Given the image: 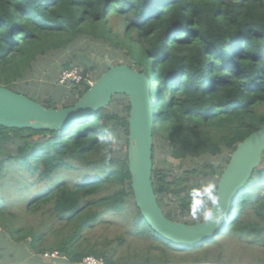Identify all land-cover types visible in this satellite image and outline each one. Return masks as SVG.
Segmentation results:
<instances>
[{"label":"trees","instance_id":"trees-1","mask_svg":"<svg viewBox=\"0 0 264 264\" xmlns=\"http://www.w3.org/2000/svg\"><path fill=\"white\" fill-rule=\"evenodd\" d=\"M110 17L121 20V38L109 27ZM95 44L101 45L100 52L93 51ZM104 48L113 50V54L104 53ZM78 52L98 58L105 54L115 66L120 53L124 65L149 78L155 112L154 145L165 147L179 161L232 153L264 124V0H0L1 87L33 100L21 87L32 63L48 54L70 53L68 69L76 62ZM82 69L85 76L90 74ZM71 89L75 103L76 96L81 97L88 87ZM44 97L49 99L47 109L56 108V102L61 101V97L50 94ZM124 101L117 95L109 106L91 113L80 124L38 140L32 137L47 132L0 127L1 189L18 196L29 184L42 180L54 184L25 206L24 214L37 220L35 228H27L25 218L0 210V240L8 235L14 243L26 242L42 264H80L87 256L112 264L111 241L104 252L94 246L84 249L80 241L103 216L119 215L127 232L153 240L160 254L173 251L169 247L172 243L147 226L135 205L127 153L118 155L109 167L101 155L103 146L97 143L102 130L116 133L110 126L121 121L126 138L118 137L122 146H127V119L120 110L124 109L128 117L130 107ZM26 133L30 135L27 138ZM11 142L15 148L5 151L3 146ZM13 162L30 174L27 182L20 176L5 179L7 164ZM81 169L95 173L65 182L62 175ZM162 171H152L157 196L159 186H164L163 178L158 180ZM247 185L250 187L235 205L240 219L217 237L231 235L249 244L264 243V165L253 172ZM257 186L262 187L260 192ZM4 214L10 219L7 225L1 223ZM49 234L61 239L47 246L45 238ZM216 238L208 243L216 244ZM118 239H125V233ZM8 247L13 254L5 242L0 245V259ZM53 252L57 253L56 260L42 259L43 254ZM24 253L20 246L21 256Z\"/></svg>","mask_w":264,"mask_h":264},{"label":"water","instance_id":"water-1","mask_svg":"<svg viewBox=\"0 0 264 264\" xmlns=\"http://www.w3.org/2000/svg\"><path fill=\"white\" fill-rule=\"evenodd\" d=\"M94 59L85 52L76 54L77 63L89 71L94 66ZM105 65L106 72L89 84L87 91L81 97H76V103L67 108L47 109L26 96L0 86V127L45 131L47 133L44 135L49 137V132L71 128L91 113L106 108L115 96L126 97L130 107L127 120V168L137 209L147 226L163 239L186 248L204 245L218 235L224 223L216 228L204 222L195 225L173 222L164 216L157 203L152 179L155 114L151 99V81L144 73L126 65L114 66L108 58H105ZM43 102L47 103L48 99L45 98ZM121 124V121L115 122L110 128L115 130ZM40 137L35 135L32 138L38 140ZM263 154L264 124L237 145L220 176L217 185L219 207L227 212V216L233 202L239 199L253 172L259 168ZM1 162L0 148V165ZM187 171L191 170L184 169L180 174ZM161 188L162 185L159 186ZM184 189L170 190V196L181 193Z\"/></svg>","mask_w":264,"mask_h":264},{"label":"rangeland","instance_id":"rangeland-1","mask_svg":"<svg viewBox=\"0 0 264 264\" xmlns=\"http://www.w3.org/2000/svg\"><path fill=\"white\" fill-rule=\"evenodd\" d=\"M108 25L112 29L113 34H115L118 38H121L123 36L124 28L120 19L116 17H110ZM93 47V51L96 52H100L102 49L101 45L95 44ZM75 49L78 50L77 47ZM103 51L104 53H108L110 55L114 52L113 50L107 48H104ZM69 54L70 53L51 55L48 54L46 56L39 57L35 62H33L31 70L28 71L24 82L21 84V87L27 91L25 93H27L30 97L33 98L34 101L38 103H42L45 94H50L54 97H61V101L56 102V108L69 107L70 105H72L74 103L73 99L75 98V94L72 93L71 87L55 88L52 86V83L58 78L60 72L66 68V64L71 58ZM103 55V58H98L91 54V56L95 57L94 67L92 68L94 79H96L102 72L105 71L103 64L105 63V58H108V56L105 54ZM116 56V65H124L125 59L123 58L122 54L117 53ZM75 63L76 62H73V64ZM57 89H61V91L59 92ZM17 91L21 92L19 90ZM124 99V104H126L127 99L125 97ZM120 114L125 119H128L127 112L124 109L120 110ZM158 126H162V123H159ZM114 131L116 132V135L126 138V136L124 135V128L118 126ZM3 147L5 151H10L11 149L15 148L13 142L8 143ZM127 147L128 146L121 147V151L118 154L120 157L125 156V153H127ZM225 154L226 153L222 154V156H224ZM222 156L219 157V159L222 158ZM207 157L208 155H204L203 160H208ZM203 160L198 158L193 160L186 159L183 161H179L172 158L165 147H156L154 145L152 156L153 169L157 168L163 170L162 172L166 173V180L169 182H171L173 179L178 178V183H182L183 180L187 179L186 181L191 186L192 190L200 189L203 186H206L209 182L213 181L209 180L208 182L204 177L193 176L192 173L190 175H187L185 173L180 174V172L184 169L199 168L203 164ZM212 162L214 164H218L220 167L223 164L222 160L213 159ZM224 165L221 168H224ZM261 165H264V154L259 168L261 167ZM16 167L14 162L8 164L5 176L6 179H9L10 176H20L23 179V182H27L28 177L26 172L20 171ZM94 173L95 171L93 170L89 171L86 169H81L80 172H74L71 174L68 173L62 176H65V182H69L77 178V176L86 178L87 176H92ZM186 173H188V171ZM32 177L37 178V176ZM39 183L40 184L37 185L29 184L30 187H28L27 190H24L18 196L12 194V192L6 188L1 189L2 187L0 184V196L3 197V200L0 201V210H4L6 213L18 215L21 218H25L29 223L27 228L36 226L37 220L34 219L33 216L24 214L26 212V203L37 199L40 195L46 193L48 190L54 187L53 182L50 180H42ZM261 189L262 187L260 186L256 187L257 192H260ZM101 196L102 195H98L97 197L100 198ZM15 198H18L19 201L25 202H14ZM157 199L159 200L160 205L162 206V209L164 211H170L171 209L175 208V200H167L165 194H159L157 196ZM131 210H133L132 207ZM233 210L235 211V206ZM3 217L4 219L3 221H1V223H6V225L9 224V216L7 214H4ZM122 221L123 219L119 215L115 218H109V216L107 215L103 216V220L101 222L93 224L91 229L87 230L85 232V235L82 236V241L80 242L83 244V248L85 249L87 247L94 246L98 252H104L106 249H109L106 243L111 241L110 247L114 249L112 264H157L163 262L168 264L226 262H229L231 264H251L256 263L260 260L264 262V243L249 244L247 240L238 239L237 237H232L231 235H223L217 238L215 237L216 244L211 245L210 243H208V241L204 245L198 246L196 248L180 247L173 243L172 246H169L167 243V245L173 251L162 255L158 250H155L156 244L153 243V240H147L146 238H140L134 236L133 234H130L125 230V226L122 224ZM123 233H125V239L119 241L120 239H118V237L120 238ZM60 239L61 237L54 238L52 234H49L45 238V242L47 246H52L53 244L59 242ZM5 242H7L10 247L14 243L8 235H5V238L3 240H0V245L4 244ZM14 252L15 251L13 250V255H11L9 253L8 247V249H6L2 253L0 264H42V262L40 263V258L36 254L25 257L28 259L30 257L32 258L30 261L25 262V258L23 260H20V253L18 251L15 253ZM161 260L162 262H158Z\"/></svg>","mask_w":264,"mask_h":264},{"label":"clouds","instance_id":"clouds-1","mask_svg":"<svg viewBox=\"0 0 264 264\" xmlns=\"http://www.w3.org/2000/svg\"><path fill=\"white\" fill-rule=\"evenodd\" d=\"M77 54V53H76ZM89 55V54H88ZM94 57V56H93ZM95 58V57H94ZM109 60V59H108ZM94 63H95V61H94ZM112 63V62H111ZM80 65L79 63H77V61H76V63L75 64H73L71 67H73V66H76V67H78L81 71H82V74H83V76L85 77V78H87L89 81H90V83H81V84H72V83H69V84H65V85H59L58 84V80H59V77H60V75H61V72L63 71V70H65V69H67V68H65V69H63L61 72H60V74H59V76H58V78L52 83V86L53 87H55V88H57V87H73V86H83V85H85V86H87L88 87V85L89 84H91L94 80H96V79H94V75H93V71L91 70V71H89L90 72V74L88 75V76H85V74L83 73V66L82 65H80V66H78V65ZM115 66V65H114ZM118 66V65H117ZM70 67V68H71ZM82 67V68H81ZM94 67V66H93ZM85 68V67H84ZM69 69V68H68ZM106 72V71H105ZM104 73V72H103ZM151 91H152V83H151ZM45 96V95H44ZM76 97H78V96H76ZM45 98H47V97H43V100L45 99ZM33 99V98H32ZM48 99V98H47ZM151 99H152V97H151ZM31 100V99H30ZM43 100H42V103H38V102H36V101H34V100H32V101H34V102H36V103H38V104H41V105H43L44 107H45V104H47V103H44L43 102ZM48 101H49V99H48ZM128 101V100H127ZM76 103V102H75ZM74 103V104H75ZM152 104H153V106H154V103H153V100H152ZM73 106V105H72ZM53 109H60V108H53ZM129 113V112H128ZM153 113L155 114V112L153 111ZM86 119V118H85ZM85 119H83L81 122H83ZM128 120V119H127ZM154 121H155V117H154ZM80 122V123H81ZM119 122V121H118ZM80 123H78V124H80ZM115 123V122H114ZM78 124H76V125H78ZM113 124V123H112ZM111 124V125H112ZM76 125H74V126H76ZM122 125V124H121ZM121 125H119V126H121ZM73 126V127H74ZM111 127V126H110ZM72 128V127H71ZM68 129H70V128H68ZM64 130H67V129H63L62 131H64ZM154 130H155V122H154V126H153V133H154ZM127 131H128V129H127ZM61 132V131H60ZM102 132H103V134H99L98 136H97V143L99 144V145H101V146H103L102 147V152H101V155L103 156V158H104V163H105V165L106 166H112V163H113V161L115 160V159H117V157H118V154L120 153V151H121V147H122V140L118 137V135H116L114 132H112V131H110V130H108V129H104V130H102ZM50 133V132H49ZM26 134H28V133H26ZM25 135V134H24ZM29 135V134H28ZM30 136V135H29ZM28 136V137H29ZM41 137L40 138H43L45 135H40ZM49 136H50V134H49ZM25 137V136H24ZM34 137V136H33ZM25 138H27V137H25ZM39 138V139H40ZM127 138H128V136H127ZM153 138V137H152ZM33 139V138H32ZM153 147H154V142H153ZM1 148V147H0ZM32 152V151H31ZM153 153V152H152ZM2 163V162H1ZM1 166V165H0ZM7 166H8V164H7ZM16 166H18V167H16ZM15 167L16 168H18V170H20V171H24L21 167H20V165L16 162L15 163ZM25 172V171H24ZM27 174V177H30V174H28V173H26ZM10 177H12V176H10ZM6 179V178H5ZM152 179H153V177H152ZM6 180H8V179H6ZM249 182V181H248ZM37 184H40V183H36V184H32V185H37ZM248 184V183H247ZM248 185H246L245 187H244V189H243V191H242V193L245 191V189L246 188H248V187H250V185L247 187ZM29 187H30V185H29ZM241 193V194H242ZM240 194V195H241ZM155 196H156V194H155ZM2 197V196H1ZM190 197H191V214H192V216H193V218L194 219H199V218H202V220H203V222L205 223V224H211L213 227H216V228H218V227H220L223 223H224V226H223V228L221 229V231L219 232V233H221L226 227H228V226H230V225H232V224H234L235 223V221H237L238 219H240V215L238 214H234V215H231L232 213H233V208H234V206L236 205V202L234 201L233 202V204H232V207H231V209H230V211H229V215L227 216V212L224 210V209H222L221 207H219V196H218V188H217V185L214 183V182H209L206 186H203L202 188H200V189H193L192 191H191V193H190ZM240 197V196H239ZM157 198V197H156ZM19 202H25V201H19ZM30 202V201H29ZM26 204H28V203H26ZM213 209H215V211H213ZM218 233V234H219ZM215 237H217V235L215 236ZM214 237V238H215ZM213 238V239H214ZM20 246H22V247H24V249H25V253H24V256H21V254H20V260H23L25 257H27L28 255L30 256V255H33L32 254V252L30 251V253H29V249H28V247H27V245L24 243V244H22V243H19V244H17V243H13L12 244V246H11V248L15 251V252H19L20 253ZM14 252V253H15ZM52 254H56L57 255V253L56 252H53V253H45V254H43L42 255V259L43 260H47V259H51L52 257H51V255ZM13 255V254H12ZM45 255H47V256H45ZM87 257H93V256H87ZM87 257H85V258H87ZM58 257H55V258H53V260H56ZM85 258H83V260L85 259ZM93 258H95V257H93ZM95 259H97V258H95ZM82 260V261H83ZM97 260H100V259H97ZM100 261H102V260H100ZM103 262V261H102ZM80 264H82V262L80 263ZM103 264H104V262H103Z\"/></svg>","mask_w":264,"mask_h":264},{"label":"flooded vegetation","instance_id":"flooded-vegetation-1","mask_svg":"<svg viewBox=\"0 0 264 264\" xmlns=\"http://www.w3.org/2000/svg\"><path fill=\"white\" fill-rule=\"evenodd\" d=\"M234 152V151H233ZM232 152V153H233ZM225 153V152H224ZM222 153V154H224ZM232 153H228L226 151V154L224 156L219 155L217 157H211L210 155H208L207 159L208 160H203L204 156L201 157L200 159H202L204 162L203 164L197 168L194 172V169H189L191 171H188V173H192L193 176H197V177H204L205 179H207V181L209 182V180L213 181L216 185H218L220 176L222 174V172L224 171V169L226 168L228 162H229V158L231 156ZM219 159V157H221ZM213 159L216 160H222L223 164L221 165V167L224 165V168H221L218 164H214L212 162ZM222 169V170H221ZM198 171H205L206 173H201L198 174ZM162 177L158 178L159 181L162 180L163 178V183L164 186L162 185V188L159 189L160 190V194L163 193L165 194L167 200L173 199L175 200V208L171 209L170 211H164L162 209V206L160 205V202H158L159 200L157 199V203L160 207V209L162 210L164 216L173 221V222H178V223H183L186 225H195V224H200L203 222L202 218L199 219H194L192 214H191V197H190V193L192 191L191 186L188 184V182L186 180H183L182 183H178L177 179H173L171 182L166 180V173H162ZM184 189L183 192L175 194V195H171L170 196V190H176V189ZM157 197V195H156ZM235 211H233V213L231 215H234Z\"/></svg>","mask_w":264,"mask_h":264},{"label":"built area","instance_id":"built-area-1","mask_svg":"<svg viewBox=\"0 0 264 264\" xmlns=\"http://www.w3.org/2000/svg\"><path fill=\"white\" fill-rule=\"evenodd\" d=\"M69 83L78 85L81 83H90V81L83 76L82 71L78 67L73 66L69 69L63 70L58 80L59 85H65ZM51 257L55 258L56 254H52ZM82 264H103V262L93 257H87L82 261Z\"/></svg>","mask_w":264,"mask_h":264},{"label":"crops","instance_id":"crops-1","mask_svg":"<svg viewBox=\"0 0 264 264\" xmlns=\"http://www.w3.org/2000/svg\"><path fill=\"white\" fill-rule=\"evenodd\" d=\"M29 253H30V251H29ZM28 256H29V255H28ZM28 256H27V257H28ZM31 259H32L31 257H30L29 259H28V258H25L24 261H25V262H26V261H30Z\"/></svg>","mask_w":264,"mask_h":264}]
</instances>
